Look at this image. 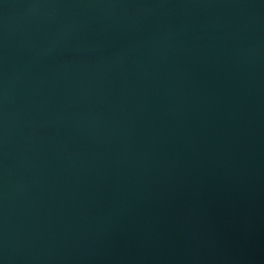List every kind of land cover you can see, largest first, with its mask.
<instances>
[{
    "label": "water",
    "instance_id": "95a60500",
    "mask_svg": "<svg viewBox=\"0 0 264 264\" xmlns=\"http://www.w3.org/2000/svg\"><path fill=\"white\" fill-rule=\"evenodd\" d=\"M0 264H264V0H0Z\"/></svg>",
    "mask_w": 264,
    "mask_h": 264
}]
</instances>
